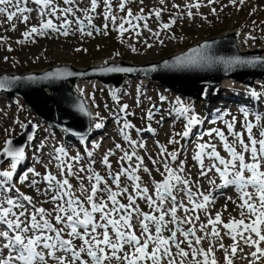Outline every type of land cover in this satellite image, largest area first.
Returning <instances> with one entry per match:
<instances>
[{
	"label": "snow or ice",
	"instance_id": "1",
	"mask_svg": "<svg viewBox=\"0 0 264 264\" xmlns=\"http://www.w3.org/2000/svg\"><path fill=\"white\" fill-rule=\"evenodd\" d=\"M229 2L237 6V3L243 5L245 0ZM82 3L84 0H0V27L7 23L10 26L8 30L15 31L14 21L25 24L27 28L22 33L23 39L17 41L19 44L29 40L35 42L36 36L56 34L69 37L79 32L81 36L91 37L94 31L108 35L110 30L117 32L120 42L124 43L125 33L131 32L139 37L143 29L163 45L161 33L170 30L177 19H183L184 15L191 19L200 14L201 7H209L214 15L217 10L211 5L219 3V0H207V3L204 0H184L183 9L181 5L173 3L172 8L177 10L176 13L169 22L161 23L156 31L149 27L148 21L153 17L160 21L166 7L150 9L147 14L141 8L139 13L134 14L128 5L135 3V0H116V10L113 0H87L81 7ZM140 3L143 4V0ZM159 4L164 6L165 0H159ZM101 8L103 11L99 15L105 22L103 30L93 23ZM117 11L124 15H117ZM33 13L37 24L30 25ZM248 39L255 38L249 36ZM6 41V37H0V42ZM144 44L146 48L153 47L147 40ZM129 47L133 53L137 51L135 46ZM210 47L208 44L202 45L185 56L171 62L165 61L159 66L137 69L108 64L106 61L107 66L97 71L102 74H147L156 72L158 67L172 69L221 64L225 71H233L239 67L264 66V60L259 57L213 58L207 53ZM7 50L12 51L11 47ZM74 75L85 74L58 68L43 76H4L0 78V90L6 91L19 82L55 83ZM137 93L136 103L139 107V95H142L139 87ZM250 97L256 100L261 98L254 90L250 92ZM90 98L94 101V97ZM112 98L118 104L112 118L120 126L119 135L128 143L131 151L124 150L121 144L116 143L114 148L122 155L114 168L110 157H114L116 152L107 150L99 161L106 175L95 170L97 161L93 159L92 151L86 152L87 165L76 168L74 165L82 157L79 154L70 157L63 146L55 147L54 153H49L51 159L42 165L43 173L37 171L35 166L24 169L29 149H32L34 164H42L37 153L43 151L45 143L33 144L38 127L36 124L14 121L22 129L21 135L25 140L16 144L13 139H7L0 150V264H218L216 241H220L219 248L224 250L225 264H233L238 251H244L240 247L241 242L252 249L242 258L250 257L249 264H260L264 259V247L261 246L264 244V117L256 112L252 113L254 120H251L249 110L242 107V122L235 117L230 121L225 120L221 115L217 119L223 122V129L214 127L199 133L201 142L196 144L191 156L197 169L193 179L190 170L186 173V158H182L186 152L184 146L170 151L157 141V154L155 157L148 154L147 157L153 166L151 169L144 157L138 155V149L146 151V144L142 139L133 140L128 130L134 129L138 136L145 132L155 136L156 130L150 122L161 112V108L152 105L144 117L149 122L147 126L136 128L127 119L134 113L128 111L127 104H119L117 91L112 92ZM165 101L166 97L160 95V104ZM174 105L168 110L169 116L175 113L177 118L183 117L186 123L182 132L169 137L168 145L187 140L193 134L194 127L201 123L195 114H190L192 109L181 98L177 97ZM72 106L89 121L93 120V114L82 100L77 99ZM95 119L98 122L89 126V133L92 127L97 130L105 127L102 122L105 118L99 113L95 114ZM163 120L161 115L156 122L160 124ZM237 123H240L242 130H236ZM65 131L71 132L67 128ZM71 134L77 135L80 142L88 140L83 133ZM205 136L209 139L205 140ZM98 147V144L93 145V148ZM53 162L55 172L49 167ZM153 170L162 180L157 182L153 179L150 184H145L140 173L151 177ZM204 178L210 185L208 190H201L200 181ZM72 180L77 182L76 186ZM22 187H27L32 194L22 191ZM229 187L234 189L236 197H226L223 211H227L230 201L239 210V219L231 217L225 222L223 212L211 215L210 205L216 201L214 191ZM200 213L206 217V223L201 222ZM224 236L233 241L228 247L222 242ZM204 242L209 244L207 249L202 246Z\"/></svg>",
	"mask_w": 264,
	"mask_h": 264
},
{
	"label": "rangeland",
	"instance_id": "2",
	"mask_svg": "<svg viewBox=\"0 0 264 264\" xmlns=\"http://www.w3.org/2000/svg\"><path fill=\"white\" fill-rule=\"evenodd\" d=\"M84 3H87V0H84ZM84 3L81 4V7L84 6ZM173 3L181 5V9H183L184 0H165L164 6L159 4V0H143V4L140 3V0H135V3L129 4L128 7L132 9L134 14L139 13L141 8H143L144 13L147 14L150 9L166 7L167 10L162 12L160 21H157L154 17L148 21L149 27L156 31L159 29L161 23L169 22L176 13L177 10L172 8ZM204 3H207V0H204ZM224 5L227 6L224 7ZM113 7L114 10H116V0H113ZM211 7L216 8V14L213 15L209 7H201L199 10L200 14L194 15L191 19L186 15H184L183 19H177L175 25H173L170 30L161 33L160 38L164 40L163 45L159 44L155 37H152L148 31L143 29H141L142 34L139 37L131 32L125 33L123 37L124 43L120 42L117 32L110 30L108 35H103L102 33L98 34L94 31L91 37L81 36L79 32H77L75 36L70 35L69 37L58 36L56 34H50L45 37L36 36L34 37L35 42L29 40L23 44H19L17 41L23 39L22 33L26 30L27 26L18 21H14V23H16V30L11 31L8 30L10 26L5 23L3 27H0V37L7 38L6 43L0 42V72L15 71L17 73H27L64 63H70L76 67L85 68L88 65L104 59H123L135 64H144L157 61L162 57L181 51L186 45L197 40L215 34L221 35L232 30H237L238 34H240V31L246 33V35L240 38V49L247 50L258 47L261 49V55L264 56V0H245L243 5L237 3V6L230 4L229 0H219V3L211 5ZM102 11V8L98 9L97 17L93 21L96 27L101 30H103V24L105 23L102 16L99 15ZM193 12L195 13L196 10L193 9ZM117 15H124V13H119L117 11ZM202 17H206V19ZM31 24H37L35 13H33V18L30 20V25ZM125 26L127 27V25ZM249 36L255 39H248ZM145 40H147L148 43H153V47L146 48L144 44ZM129 45H134L137 51L133 53ZM8 47H11L12 51H8ZM77 48L81 49V51H75ZM117 53H119V55H116ZM5 57H7V60H5ZM227 80L229 81L226 87H224L221 82V87L224 89L221 91L220 96L215 98L213 102L204 103L203 113L197 109L193 110L191 108L192 112L190 114H195L201 123L194 127L193 134L187 140H180V137L176 136V139L180 140V144L177 145H168L167 141L170 136L184 130L186 120L183 117L177 118L175 113L169 116L168 110L174 107V100L179 96H176L173 91H166L163 87L158 85L139 81H132L120 91H117L119 104H127L129 106L128 111L134 113V115L128 116L127 119L134 124L136 128L143 129L147 126L149 122L144 117L146 111L151 108L152 105L155 104L161 108V112L150 122L151 127L156 130L155 136L147 132L143 133L142 136H138L134 129L128 130L133 140L142 139L146 144V151L145 149H138V155L144 157L150 169L153 166L148 162L147 157L148 154L153 155V157L157 154V141L160 144L166 145L170 151L184 146L186 152L182 155V158H186V173L190 170V175L195 179L193 174L196 173L197 169L193 166L194 162L191 160V156L196 149V144L201 142L198 139L199 133L214 127L223 129L225 127L223 122L217 119L221 115H223L225 120L230 121L235 117L237 121L242 122L244 119L241 112L242 107H246L249 110V119L251 120H254V115H252V113L256 112L264 117V80L256 81L252 89H246L241 82L233 79ZM85 85L87 86L88 98L90 104L92 103L91 107H93L94 112L99 113L101 117L105 118L102 121L105 123V127L99 130L96 129L87 141L80 142L79 139L74 140L72 138H65L64 140L61 133L53 132L50 126L37 120L33 112L25 108L22 101L19 99L10 100L7 97L0 96V148L3 146L7 137L15 136L20 132L21 128L14 124L15 120H19L23 123L35 121L39 125V130L38 128L36 129V131L38 130L37 133L39 138L35 139L33 144L39 145L42 141L45 143L43 151L37 153L42 164H34L32 149H29V157L24 164V169L28 166H35L37 171L43 173L44 168L42 165L47 164L49 159H51L49 153H54L55 147L63 146L66 148L70 157H75L77 154L82 157L79 163L74 165L76 168L87 165L88 157L86 156V152L92 151L93 159L97 161L94 165L95 170L101 173V175H106L105 169L99 163L106 151L112 149L116 152L114 157H110V162L115 168L116 162L122 153L116 150L114 145L119 143L124 150L131 151V149L128 143L119 135L120 126L112 118L113 112L118 109V104L113 100L112 93L108 90H104L105 88L97 83L91 82ZM138 87L142 92V95H139V107H137L136 103L138 98ZM252 90L261 97L259 100L250 97V92ZM87 92H84L85 95ZM160 95L166 97V101L162 105L159 102ZM90 97H94V101ZM179 98H181L188 107L198 102L195 99ZM184 100H187V102ZM93 104L98 105V107H94ZM161 115H163L164 120L162 123L158 124L156 121L160 119ZM96 122L98 121L96 120ZM262 123H264V119H262ZM236 130H242L240 123H237ZM204 139L208 140L209 138L205 136ZM213 142L215 143L216 141ZM94 144H98L99 147L93 148ZM205 163H207V161ZM54 164L55 162H53V165H49L53 172L56 171ZM140 175L145 184H150V181L153 179L157 182L162 180V177L154 170L151 177L144 173H140ZM72 183L74 186L77 185L75 180H72ZM200 183L201 190L209 189L207 178L201 180ZM21 190L28 194H32L27 187H22ZM228 191L235 193L233 188L226 191L220 190V192L214 191L213 194L216 196V201L213 205H210L211 215H215L218 211L223 212L222 219L225 222L231 217L239 219V210L236 209V206L230 201L227 203V211H223L228 195L226 192ZM141 206L145 207L143 204ZM145 210L147 209L145 208ZM229 214H231V216ZM200 215L201 222L206 223L204 214L200 213ZM224 238L229 237L224 236ZM224 238L222 242L225 247H228L230 243H227ZM203 244H205V242ZM215 244L216 248L220 249V241H217ZM261 246L264 247V244ZM240 247L243 248L244 251L240 252V254L237 253L239 260L242 262L249 261V258L245 259L242 257L247 256L252 249L247 248L242 242ZM224 255L225 253L223 254V252L219 250L215 252L218 264H225ZM260 264H264V259L260 261Z\"/></svg>",
	"mask_w": 264,
	"mask_h": 264
},
{
	"label": "water",
	"instance_id": "3",
	"mask_svg": "<svg viewBox=\"0 0 264 264\" xmlns=\"http://www.w3.org/2000/svg\"><path fill=\"white\" fill-rule=\"evenodd\" d=\"M236 35V31L233 30L221 35H212L187 46L181 52L173 53L166 57H162L160 60L144 64H135L122 59L118 61L104 59L102 63H93L86 68L76 67L70 63H64L46 67L44 70H34L23 74L17 72H0V78L4 76H20L21 78L31 75L43 76L58 68L77 74H85L65 77L55 83H50L48 81L29 83L19 82L6 91L0 90V96L10 99H21L26 107L34 113L38 120L49 124L58 132L63 133L68 137L79 139L77 135L71 134L72 132H75L83 133L89 138L93 131V127L90 133L88 132V129L89 126L93 124V120L89 121L88 117L77 112L72 106L77 99L82 100L87 105V110L92 113L84 96L81 95V90L78 88L77 83L79 81L97 82L102 86H111L114 90H118L123 85L127 84L129 80L146 79L149 82H153L173 91L176 95L183 98L208 102L212 99L214 100L219 95L222 90L220 81L223 78L227 77L241 82L247 88L253 86L255 79H264V66L261 65H257L256 67H239L233 71H225L223 65L214 64L211 67L192 66L172 69L158 67L156 72L147 74L143 72L130 74H102L97 70L107 66L105 64L106 61L108 64H118L124 67L142 69L153 65H162L165 61L171 62L177 57L185 56L192 49L205 44L211 45V47L207 49V53L213 58L222 57L224 59H229L234 56H241L259 57L261 60H264L260 48H253L245 51L240 50L236 45ZM32 124L35 123L32 122ZM66 128L70 129L71 132L65 131ZM21 133L22 130L13 137H7L5 141L7 139H13L16 144H20L25 140V137L21 135Z\"/></svg>",
	"mask_w": 264,
	"mask_h": 264
},
{
	"label": "bare ground",
	"instance_id": "4",
	"mask_svg": "<svg viewBox=\"0 0 264 264\" xmlns=\"http://www.w3.org/2000/svg\"><path fill=\"white\" fill-rule=\"evenodd\" d=\"M153 1V0H152ZM142 31V30H141ZM17 32V31H16ZM244 35H246V33L245 32H241L240 31V34H238L237 33V36H236V45H237V47H239V46H241V42H240V38L242 37V36H244ZM239 38V39H238ZM136 42V41H135ZM153 44V43H152ZM134 46V45H133ZM240 48V47H239ZM103 62V60H101V61H99V62H96V64L97 63H102ZM228 78L226 77V78H223V79H221V81H220V86H221V82H222V84H223V86L224 87H226V84L228 83V81L229 80H227ZM92 83H97V82H92ZM85 84H87L85 81H82V82H80L79 84H78V88L80 89V90H82V92H83V96H84V99H85V101H86V98H87V95H85V93L84 92H87V86L85 85ZM97 84H99V83H97ZM99 85H101V84H99ZM102 86V85H101ZM81 92V91H80ZM4 98V97H3ZM187 99H190V98H187ZM92 106V104L90 105V108H91V110L94 112V110H93V107H91ZM104 138V137H103ZM207 164V163H206ZM211 175V174H210ZM193 176L195 177L196 176V173L195 174H193ZM217 182L219 183V180H217ZM208 188H210V185L208 184ZM232 187H229V188H227V189H221V190H228V189H231ZM216 192H220V190L219 191H216ZM225 193V192H224ZM219 194H221V193H219ZM226 194H228L227 195V197H233V198H235L236 197V193H233V192H226ZM214 216V215H213ZM222 235H223V232L221 233ZM228 237V236H227ZM225 239V241L227 242V243H230V245L233 243V241L230 239V238H224ZM217 242V241H216ZM215 242V243H216ZM229 245V246H230ZM241 245V244H240ZM205 249H207L208 247H209V245H208V242L206 243L205 242V244H203L202 245ZM217 249V248H216ZM217 250H219L220 252H223V254H224V250H221V249H217ZM216 250V251H217ZM238 254H240V252H238ZM238 254H237V256L233 259V264H249V261H246V262H242V261H240L239 260V256H238ZM249 259H250V257H249Z\"/></svg>",
	"mask_w": 264,
	"mask_h": 264
},
{
	"label": "trees",
	"instance_id": "5",
	"mask_svg": "<svg viewBox=\"0 0 264 264\" xmlns=\"http://www.w3.org/2000/svg\"><path fill=\"white\" fill-rule=\"evenodd\" d=\"M175 101V100H174ZM173 105H174V103H173ZM203 105H204V103H202V101L200 102V101H198V102H195V105H193L192 107H194L195 109H197V110H199L201 113H203ZM175 106V105H174Z\"/></svg>",
	"mask_w": 264,
	"mask_h": 264
}]
</instances>
